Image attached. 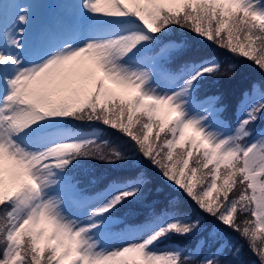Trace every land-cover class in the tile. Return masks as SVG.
Listing matches in <instances>:
<instances>
[{"label":"snow or ice","instance_id":"1","mask_svg":"<svg viewBox=\"0 0 264 264\" xmlns=\"http://www.w3.org/2000/svg\"><path fill=\"white\" fill-rule=\"evenodd\" d=\"M32 5L0 2V264H187L160 245L205 217L215 247L198 264H220L232 234L264 264V133L250 131L264 90L241 94L230 125L200 92L236 64L165 40L178 28L264 72V0H66L38 33ZM77 123L116 130L130 151ZM85 158L120 171L85 188L69 175ZM141 161L196 214L169 200L118 215L146 199Z\"/></svg>","mask_w":264,"mask_h":264},{"label":"trees","instance_id":"2","mask_svg":"<svg viewBox=\"0 0 264 264\" xmlns=\"http://www.w3.org/2000/svg\"><path fill=\"white\" fill-rule=\"evenodd\" d=\"M165 39H173L181 47H186L193 44L198 52L218 60L225 68L229 64H236L233 71L224 74L223 72L216 78H210L201 85V96H217L219 97V107H223V118L230 124H234L236 117V108L241 94L248 90L254 83H258L261 89L264 90V72L252 64L250 61L237 59L228 51L216 48L212 45H202L200 41L194 39L191 33L173 28ZM264 125V117H261L253 127H261ZM76 127L81 129H90L92 127L98 128L102 133L100 141H109L112 144H121L125 147L126 151H130L127 145L124 144V138L116 130L110 129L99 123H77ZM163 135V134H162ZM143 171L151 176L152 182L148 185L145 196L146 199L143 203H132L121 209L118 215L126 217L129 221H139L143 216H147L152 208L156 205H164L167 201L171 200L178 203L184 211L189 214L195 215L196 209L194 206H186L182 194L173 189L167 184L159 174H157L146 162L141 161ZM127 165L125 167H131ZM120 171L118 168H112L104 165L99 161L85 158L76 168L72 169L70 173L72 176L79 180L85 188H91V182L97 178L111 177ZM216 223L210 218L205 217V226L201 231L189 237L172 236L170 239H165L163 243L176 242L185 246L193 247L194 244L201 238L209 242L210 249L214 250L215 245L209 237L211 225ZM232 245L219 257L220 264H260L259 257L249 248L248 243L232 234ZM238 248L237 253L235 249ZM187 264H198L200 258L185 259Z\"/></svg>","mask_w":264,"mask_h":264},{"label":"rangeland","instance_id":"3","mask_svg":"<svg viewBox=\"0 0 264 264\" xmlns=\"http://www.w3.org/2000/svg\"><path fill=\"white\" fill-rule=\"evenodd\" d=\"M0 2H3V0H0ZM26 2H32L33 5V12H34V24H33V32L36 33L37 30H39V28L41 27L40 24L42 22L43 19H45L46 17H52L55 18L56 15L54 13V9H53V4H51V0H26ZM57 3L60 4V9L63 12V15H65L68 11V9H66L64 7V3L66 2H62L61 1H56ZM56 19V18H55ZM174 44L173 42H169ZM260 88L257 87L256 92L257 94H259L260 92ZM83 132V131H82ZM85 133H96V130H90V131H86ZM264 133V128L260 129L258 131H256L253 135H252V140H259L261 139V134ZM202 244V241L199 242L197 244L200 245ZM162 249H167V248H171V247H178L182 250V248L178 245H166V246H160ZM199 249V248H195V251Z\"/></svg>","mask_w":264,"mask_h":264}]
</instances>
